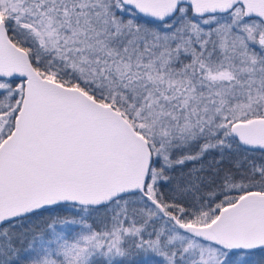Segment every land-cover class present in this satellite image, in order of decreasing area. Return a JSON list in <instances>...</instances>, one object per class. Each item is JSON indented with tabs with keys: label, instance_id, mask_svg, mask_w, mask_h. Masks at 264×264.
Instances as JSON below:
<instances>
[{
	"label": "snow or ice",
	"instance_id": "snow-or-ice-1",
	"mask_svg": "<svg viewBox=\"0 0 264 264\" xmlns=\"http://www.w3.org/2000/svg\"><path fill=\"white\" fill-rule=\"evenodd\" d=\"M0 264H264V0H0Z\"/></svg>",
	"mask_w": 264,
	"mask_h": 264
}]
</instances>
